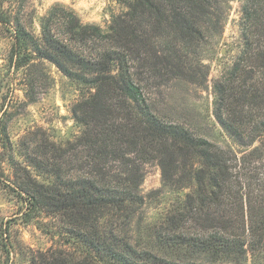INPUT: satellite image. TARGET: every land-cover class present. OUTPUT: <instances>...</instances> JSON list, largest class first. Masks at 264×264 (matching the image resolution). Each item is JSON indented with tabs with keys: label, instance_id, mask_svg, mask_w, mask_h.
Masks as SVG:
<instances>
[{
	"label": "trees",
	"instance_id": "1",
	"mask_svg": "<svg viewBox=\"0 0 264 264\" xmlns=\"http://www.w3.org/2000/svg\"><path fill=\"white\" fill-rule=\"evenodd\" d=\"M124 3L126 11L111 16L105 29L82 24L62 8L40 17L39 37L20 24L11 26L10 59L16 69L31 67L34 55L80 86L72 115L82 132L69 144L67 158L82 155L92 171L116 163L121 174L110 176L113 183L91 172L64 180L54 167L47 170L53 175L51 185L27 180L22 188L26 220L49 217L56 233L74 245L72 250H27V264H205L169 262L135 249L119 234L118 220L142 202L139 174L146 163L157 164L164 184L190 189L168 213L162 231H156L163 245L207 258L210 264L264 259V167L250 166L243 156L161 121L149 110L141 86L146 72L156 81H200L196 66L202 64L195 58L193 65L188 55L197 57L205 33L220 25L216 0ZM243 14L242 50L215 85L214 117L248 145L264 142V0H244ZM0 22L6 23L1 14ZM0 139L9 143L6 126ZM107 216L112 222L102 227L100 220ZM1 247L12 251L9 241Z\"/></svg>",
	"mask_w": 264,
	"mask_h": 264
},
{
	"label": "rangeland",
	"instance_id": "2",
	"mask_svg": "<svg viewBox=\"0 0 264 264\" xmlns=\"http://www.w3.org/2000/svg\"><path fill=\"white\" fill-rule=\"evenodd\" d=\"M125 1L0 0V14L6 20V23L0 22V129L6 126L9 141L5 144L0 139V264H27V250L74 249V245L66 243V237L56 233L54 220L43 214L26 220L22 188L26 187L27 180L51 185L53 175L47 170L54 167L59 168L58 174L64 180L91 172L95 178L102 175L113 183L110 176L121 175L120 166L116 163L110 168L104 166L92 171L82 162V155L78 160L67 158L70 156L69 144L74 143L82 132V126L72 115V109L80 99V86L52 63L36 59L34 55L30 56L31 67L16 69L10 59L11 26L14 28L20 24L39 37L40 17L51 8L56 11L62 8L72 11L82 24L105 29L111 16L126 11ZM216 2L222 18L220 25L205 33L203 43L196 50L197 57L188 55L193 65L195 58L202 64L196 66V76L200 81L192 82L180 77L156 81L146 72L141 75V86L149 110L161 121L178 125L239 158L243 156L250 166L264 167L262 139L242 144L214 117L215 85L240 54L246 24L244 0ZM58 149L63 150L64 160L60 158L63 153ZM189 193V188L175 189L164 184L156 163L142 164L138 188L142 202L126 219L118 220L122 221L119 234L135 249L148 250L169 262L193 259L210 264L207 258L167 248L156 237V231L165 227L168 213L179 206ZM111 222L109 216L100 220L102 227ZM7 241L12 250L9 254L5 251L7 247H1ZM6 256H9L7 263ZM244 264H264V259L252 263L248 257Z\"/></svg>",
	"mask_w": 264,
	"mask_h": 264
}]
</instances>
